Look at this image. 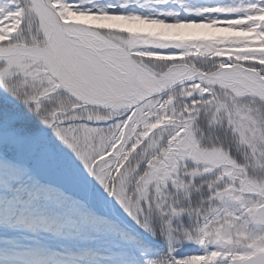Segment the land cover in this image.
<instances>
[{"label":"snow or ice","instance_id":"6c2138e0","mask_svg":"<svg viewBox=\"0 0 264 264\" xmlns=\"http://www.w3.org/2000/svg\"><path fill=\"white\" fill-rule=\"evenodd\" d=\"M107 2L0 0V264H264V0Z\"/></svg>","mask_w":264,"mask_h":264},{"label":"trees","instance_id":"16d2710c","mask_svg":"<svg viewBox=\"0 0 264 264\" xmlns=\"http://www.w3.org/2000/svg\"><path fill=\"white\" fill-rule=\"evenodd\" d=\"M122 3V0H116V5ZM144 3V0H141V5ZM103 6V8L107 10H111L114 6L108 4L107 0H97V4L94 6ZM131 7H136L138 11H150L156 7L155 4L148 5L147 7L141 8L140 5L132 3ZM126 11V10H125ZM67 21L68 22H80L90 27L99 29L103 33H108V31L119 33L120 35L125 36L131 43V37L126 34L127 29L131 26L126 24H116L114 21L109 19L106 16H88V15H77L76 13L69 12L67 13ZM207 66V65H206Z\"/></svg>","mask_w":264,"mask_h":264},{"label":"water","instance_id":"95a60500","mask_svg":"<svg viewBox=\"0 0 264 264\" xmlns=\"http://www.w3.org/2000/svg\"><path fill=\"white\" fill-rule=\"evenodd\" d=\"M72 25H78V26H81L82 28H87L92 33L93 43L104 54H107L109 52L123 50L121 46L115 44L114 42H112L111 40H109L108 38L100 34L98 31L92 30L89 27L79 25V24H72Z\"/></svg>","mask_w":264,"mask_h":264},{"label":"rangeland","instance_id":"374dc122","mask_svg":"<svg viewBox=\"0 0 264 264\" xmlns=\"http://www.w3.org/2000/svg\"><path fill=\"white\" fill-rule=\"evenodd\" d=\"M108 37H110L111 39H113L116 43L125 46L127 49H130V41L123 35H120L119 33L116 32H112V31H108V33H106Z\"/></svg>","mask_w":264,"mask_h":264}]
</instances>
